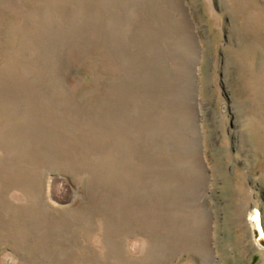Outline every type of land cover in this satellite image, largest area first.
<instances>
[{
  "label": "rangeland",
  "instance_id": "374dc122",
  "mask_svg": "<svg viewBox=\"0 0 264 264\" xmlns=\"http://www.w3.org/2000/svg\"><path fill=\"white\" fill-rule=\"evenodd\" d=\"M70 263L264 264V0H0V264Z\"/></svg>",
  "mask_w": 264,
  "mask_h": 264
},
{
  "label": "bare ground",
  "instance_id": "6f19581e",
  "mask_svg": "<svg viewBox=\"0 0 264 264\" xmlns=\"http://www.w3.org/2000/svg\"><path fill=\"white\" fill-rule=\"evenodd\" d=\"M35 240V239H34ZM58 241H56L55 243H57ZM49 244V243H48ZM47 243H46V245H45V247H43L44 249H43V256H46V253H47V255L48 256H53L54 258H55V256H57L58 254H53V253H51V252H49V251H47L45 248L47 247V245H48ZM50 245V244H49ZM71 264V263H70Z\"/></svg>",
  "mask_w": 264,
  "mask_h": 264
}]
</instances>
